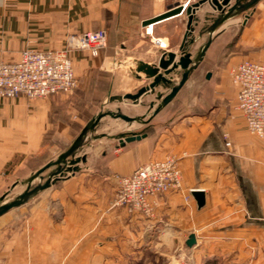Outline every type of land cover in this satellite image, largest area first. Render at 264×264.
Wrapping results in <instances>:
<instances>
[{
  "label": "crops",
  "instance_id": "obj_1",
  "mask_svg": "<svg viewBox=\"0 0 264 264\" xmlns=\"http://www.w3.org/2000/svg\"><path fill=\"white\" fill-rule=\"evenodd\" d=\"M183 1L0 0V61H15L26 48L72 49L81 76L74 95L66 98H0V205L28 186L30 174L21 172L24 160L19 159L58 157L73 139V125L83 126L92 117L102 97L94 71L111 73L119 96L133 94L151 81L135 71L138 62L154 65L163 51L179 53L184 12L152 23L150 33L142 22ZM214 13L204 3L194 29L198 19ZM247 13V19L238 14L213 33L202 61L175 96L184 109L159 111L144 133L146 123H128L127 132L114 140L95 129L79 148L84 160L75 172L58 176L0 216V264H203L210 259L264 264V146L236 109L238 84L230 74L244 60L264 63V0ZM97 29L106 31L107 43L96 57L75 49L79 34ZM199 45L189 46L192 58ZM169 77L176 84L180 72ZM168 91L159 86L143 95L138 105L131 103L132 115L148 119L156 93ZM135 123L142 129L134 131ZM139 133L145 137L119 144ZM166 156L177 160L180 189L150 197L149 216L112 204L118 177ZM46 173L30 187L43 183ZM197 190L204 193L201 208L191 194ZM191 234L195 242L189 247Z\"/></svg>",
  "mask_w": 264,
  "mask_h": 264
},
{
  "label": "built area",
  "instance_id": "obj_2",
  "mask_svg": "<svg viewBox=\"0 0 264 264\" xmlns=\"http://www.w3.org/2000/svg\"><path fill=\"white\" fill-rule=\"evenodd\" d=\"M27 2L40 0H25ZM197 0H184L185 8ZM151 24L145 32L150 33ZM104 29L86 31L75 38L74 47L96 57L106 46ZM69 49H25L15 61H0V98L22 95L28 100L54 94H71L77 87ZM238 84L236 109L245 120L247 130L264 146V63L244 60L231 68ZM181 187V172L174 157L166 156L138 166L129 175L118 177L112 204L149 216L148 199Z\"/></svg>",
  "mask_w": 264,
  "mask_h": 264
},
{
  "label": "water",
  "instance_id": "obj_3",
  "mask_svg": "<svg viewBox=\"0 0 264 264\" xmlns=\"http://www.w3.org/2000/svg\"><path fill=\"white\" fill-rule=\"evenodd\" d=\"M259 0H197L195 2L190 3L185 8L182 4L176 3L174 5H169L165 12L146 19L142 22L143 26H147L149 24L155 23L159 20L185 13L187 17L186 22V32L183 38V41L178 49V54L173 51H163L157 63L154 65H147L143 62H138L136 64L135 71L137 73H143L147 79H151V81L144 86H141L135 93L133 94H124L122 96H114L111 97V100H130L133 105H138L140 103V99L143 95L147 93H154L155 88L161 86L163 88H167L169 91L162 95V93H156V99L158 101L157 105L154 107L153 103L149 104V108L152 109L148 119L143 120L140 117L128 116L123 113L117 112H106V113H98L95 115L90 121L86 123V125L82 128L78 136L73 140L71 145L68 147L66 151L61 153L55 161H50L46 163L43 167L38 169L34 174H32L28 180V186L23 193H21L16 199L8 203H3L0 205V216L7 212L8 210L19 206L22 204L27 198H29L32 194L36 193L39 190H43L51 183H54L58 176H62L64 171L75 172L77 167L73 165L84 160V158H76L75 160H69L70 166L66 167L67 158L74 156L75 152L82 146L85 137L88 133L93 132L99 121L105 117L110 116L112 118H118L123 120L124 122L131 123L134 121H139L142 124L147 123L152 116L156 115L166 104H168L178 93V91L182 88V86L187 81L190 73L198 66V64L202 61L207 48L209 47L213 33L217 30V28L224 23L227 19L236 16L238 14L244 13V18L247 19L249 17V13H247ZM208 3L211 7L217 11V17L211 22V24L205 28L206 33L208 34V38L206 42L198 49L196 55L192 58V54L188 46H190L194 39H190L188 42L186 38L190 36L192 31L194 30L193 21L196 19V14L199 11L200 7L204 4ZM204 30V29H203ZM202 32L199 34L201 35ZM180 72V79L176 84H173L170 80V74L176 72ZM210 74L206 75L209 78ZM136 79H141L139 75H135ZM145 137V134H131L125 136L123 139L119 140V144L123 145L124 143L140 140ZM55 166V168L50 171L47 176V179L43 183H39L30 187L31 181L39 177L46 169ZM192 196L196 201V205L198 208H201L204 201V193L202 191H192ZM195 242L194 236L191 234L186 244L191 247Z\"/></svg>",
  "mask_w": 264,
  "mask_h": 264
},
{
  "label": "rangeland",
  "instance_id": "obj_4",
  "mask_svg": "<svg viewBox=\"0 0 264 264\" xmlns=\"http://www.w3.org/2000/svg\"><path fill=\"white\" fill-rule=\"evenodd\" d=\"M8 1V0H6ZM200 15V14H199ZM218 13L217 11H215L214 13V16L213 18H205L204 21H201L198 19V23L199 25L197 24L195 26V29L192 31V33L190 34V36H188L186 38V41L188 42L190 39H194V42L190 45L192 46L194 43H196L197 41L200 42V45L198 46L197 50L206 42V39L207 38H204L205 37H208V34L206 33L205 31V28H207L211 22L217 17ZM234 17V16H233ZM198 18H200V16H198ZM229 19H227L226 21H228ZM225 21V22H226ZM224 22V23H225ZM223 24V23H222ZM221 24V25H222ZM204 29V30H203ZM201 35L199 34L200 32H202ZM189 50H190V47L188 46ZM26 49H32V48H26ZM77 49V48H75ZM32 50H36V49H32ZM69 50H72V49H69ZM81 50V49H79ZM70 57H71V60H72V63H73V67H74V74H75V78H76V81L78 82V79L81 77L80 75H77V71H76V64H75V60H74V57L72 55V53L70 52ZM194 56L196 55L193 54ZM123 73H125L124 69L122 70ZM92 78L98 82V92H100L99 94L102 95L101 97V102L97 101L98 103H94V110L92 111V117L90 118V120L95 116L97 115L98 113H106V112H112V113H117V112H120V113H123L125 115H128V116H135V115H132L133 114V108L130 106L131 105V102L130 101H126V100H111L110 98L112 96H119V94H122V92L120 93H116L114 92V89L112 88V75L111 73L109 72H105V71H100V70H96L94 71V73L92 74ZM125 81V80H124ZM123 82V81H121ZM75 92V91H74ZM74 92L72 95H74ZM109 92V95H107ZM62 95V96H61ZM59 95V98L60 97H65V96H68L70 94H61ZM110 97V98H108ZM66 98V97H65ZM97 98V96L95 97ZM156 101H152L151 103L154 104V107L157 105L158 101L157 99H155ZM150 113L152 112V109H149ZM87 113V112H86ZM78 116H81V106L79 108V113H78ZM86 119H89L88 117H85ZM84 118L83 121H85L86 119ZM146 119V117L144 118ZM88 120V121H90ZM87 121V122H88ZM86 125V123H85ZM85 125H80V124H75L73 125V132L72 135H73V139L71 142H68L67 145H71V143L73 142L74 140V137L78 134V132L80 133V130H82V128L85 126ZM128 123L124 122L123 120L121 119H118V118H112L110 116H105L103 117L99 123L97 124V126L95 127V129L97 131H103L107 134V137H104V139L108 140L109 138L114 140L115 137L117 136L118 133H126L127 132V128H128ZM135 125V128H134V131H139L142 129L143 125L142 124H133ZM81 128V129H80ZM76 129V133H75V130ZM94 129V130H95ZM131 130V129H130ZM89 137H91V134H87ZM86 135V136H87ZM87 136V137H88ZM89 139V138H88ZM68 146V147H69ZM67 147V148H68ZM67 149H65L64 151H66ZM64 151H62L61 153H63ZM78 151L79 149L75 152L74 156L72 157H69L67 158V163H66V167L70 166L69 164V160L73 159L75 160L76 158H80V154H78ZM60 153V154H61ZM59 154V155H60ZM58 155V156H59ZM57 159L56 155H54L53 157H46V156H38V157H33V158H30V157H27L26 159H19V160H24L23 162V167L21 168V172L24 173V174H30V176L32 174H34V169L37 168V167H40V166H44L42 165L46 160H50V161H55ZM17 160V159H16ZM80 162L74 164L73 166L76 167ZM41 168V167H40ZM55 168V166H52L48 169H46L43 173H46L47 175L50 173V171H52L53 169ZM50 169V171H48ZM67 172H70V171H64V173H67ZM42 173V174H43ZM41 174V175H42ZM10 202V201H9ZM8 203V202H7ZM219 261V260H218Z\"/></svg>",
  "mask_w": 264,
  "mask_h": 264
},
{
  "label": "trees",
  "instance_id": "obj_5",
  "mask_svg": "<svg viewBox=\"0 0 264 264\" xmlns=\"http://www.w3.org/2000/svg\"><path fill=\"white\" fill-rule=\"evenodd\" d=\"M106 32V31H105ZM107 35V34H106ZM199 65V64H198ZM197 68V67H196ZM195 68V69H196ZM94 80V79H93ZM95 81V80H94ZM187 82V81H186ZM185 82V83H186ZM97 83V86H98V82H96ZM185 85V84H184ZM183 85V86H184ZM182 86V87H183ZM99 87V86H98ZM182 109H184V107H183V103H182V100L181 99H179V98H177V97H174L168 104H166L160 111H175V110H182ZM90 120V119H89ZM149 122H150V120L145 124V127L143 128V130H142V132L144 133V132H146L147 131V125L149 124ZM79 134V133H78ZM77 134V135H78ZM77 135L74 137V139L77 137ZM38 169H40V167H37V168H35L34 170V172H36ZM203 264H218V262H217V260H212V259H210V260H206Z\"/></svg>",
  "mask_w": 264,
  "mask_h": 264
}]
</instances>
